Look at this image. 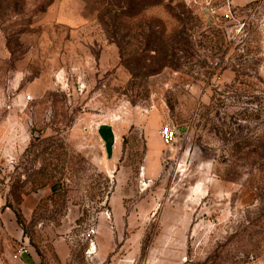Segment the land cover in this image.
Wrapping results in <instances>:
<instances>
[{
    "label": "rangeland",
    "instance_id": "obj_1",
    "mask_svg": "<svg viewBox=\"0 0 264 264\" xmlns=\"http://www.w3.org/2000/svg\"><path fill=\"white\" fill-rule=\"evenodd\" d=\"M0 204L39 264H264V0H0Z\"/></svg>",
    "mask_w": 264,
    "mask_h": 264
},
{
    "label": "crops",
    "instance_id": "obj_2",
    "mask_svg": "<svg viewBox=\"0 0 264 264\" xmlns=\"http://www.w3.org/2000/svg\"><path fill=\"white\" fill-rule=\"evenodd\" d=\"M97 134L99 139V144L102 147V154L108 155L113 151L115 133L114 130L109 128L106 125H98ZM0 208V264H6L7 259L16 258V262L19 261L20 264H28L23 258L22 255L26 254L30 264H39L36 256L26 248V242L18 237L17 233L15 234L16 240H13L11 236L9 237L11 229L13 228L11 215L6 210ZM15 242V243H13ZM24 249L20 250V247Z\"/></svg>",
    "mask_w": 264,
    "mask_h": 264
},
{
    "label": "built area",
    "instance_id": "obj_3",
    "mask_svg": "<svg viewBox=\"0 0 264 264\" xmlns=\"http://www.w3.org/2000/svg\"><path fill=\"white\" fill-rule=\"evenodd\" d=\"M159 132H160L161 138H162V140H163V142L165 144H171V143H173V141L175 140L176 135H177L176 129L174 127H172L171 125H169V124L161 125L159 127ZM0 208H1V204H0ZM90 232L93 233L94 232V229H91ZM93 242H94V240H91L89 242V246L86 249L88 252H90V250H91V244ZM22 249H24L23 246L20 247V250H22Z\"/></svg>",
    "mask_w": 264,
    "mask_h": 264
},
{
    "label": "bare ground",
    "instance_id": "obj_4",
    "mask_svg": "<svg viewBox=\"0 0 264 264\" xmlns=\"http://www.w3.org/2000/svg\"><path fill=\"white\" fill-rule=\"evenodd\" d=\"M97 246L95 244V241L91 244V250L90 252H96ZM95 254V253H94Z\"/></svg>",
    "mask_w": 264,
    "mask_h": 264
}]
</instances>
